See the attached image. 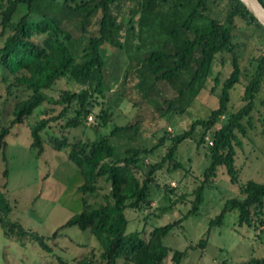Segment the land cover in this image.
I'll list each match as a JSON object with an SVG mask.
<instances>
[{
	"label": "rangeland",
	"instance_id": "374dc122",
	"mask_svg": "<svg viewBox=\"0 0 264 264\" xmlns=\"http://www.w3.org/2000/svg\"><path fill=\"white\" fill-rule=\"evenodd\" d=\"M63 2L39 0L40 10L31 18L41 20L45 12L58 18L73 34L70 47L80 59L90 37L98 34L101 12L93 17L83 32L82 16L70 13ZM147 2L121 0L113 7L119 27L114 42L102 48L105 101L102 106L96 107L83 126L64 133L72 142L98 140L101 134H110L116 125L128 126L126 131L111 138L117 157H123L128 149L151 148L168 133L184 131L194 118L205 117L217 107L222 85L232 71L229 54L213 60L194 82L192 79L199 64L198 57L174 81H156L145 60L155 50L173 51L186 39L193 38L196 29L208 31L210 22L201 19L195 22L191 31H185L180 25L190 12L189 3L167 0L148 10ZM212 8L215 16L221 19L231 9L225 0L218 1ZM26 13L27 8L21 7L16 20ZM235 23V42L239 46L242 77L240 84L232 91V111L244 105L245 87L256 70L257 60L264 54V31L240 18ZM221 58L225 59V65ZM87 87L65 76L47 94L57 97L62 90L79 93ZM30 93L23 90L8 95L5 85L0 88V132L3 128H10L6 137V161L0 156V186L5 197L0 205V264H60V260L66 264H76L87 254L100 255L102 249L95 238L78 227L66 228L57 237L52 236L66 221L83 210V193L78 191L83 178L69 159L68 149L57 151L52 144V137L62 135L60 126L41 133L44 143L41 155L31 147V128L47 111V104L40 106L24 123L11 126L17 98H25ZM257 102V109L252 114L253 128L248 129V136L242 139L243 147L237 148L240 184L250 180L264 183V91ZM102 109L110 114L111 120L106 126L100 125L98 133L93 126L98 125L95 115L101 113ZM197 137H200L199 133L180 146L178 158L184 165L183 169L159 173V185L152 187L150 209L143 212L125 211L129 220L128 232H142L148 238L154 228L173 223L190 210V202L175 204L164 214L159 208L169 206L172 198L177 200L180 196H185L187 201L193 200V190L199 185V178L210 163L212 133L207 135L201 147H198ZM163 154L164 148L161 147L155 155L146 158V162L157 161ZM5 170L8 177L3 175ZM102 183L105 189L99 195H90V203L104 202L103 196L109 192V186ZM165 183L176 188L171 199L164 190ZM238 197L239 185L232 184L226 169L220 168L215 182L206 188L205 202L200 212L185 218L182 226L175 227L165 237L164 243L170 249L167 264H174V251L184 253L181 264H255L248 262L251 259H264L263 227L258 226L257 220V228L241 226L239 211L232 210L226 213L221 225L211 226V222L221 214L225 202ZM1 218L5 223L20 224L28 235L18 237L7 234ZM31 234L44 237L51 251L44 250ZM201 240H207L206 246L192 247ZM117 264L127 263L119 259Z\"/></svg>",
	"mask_w": 264,
	"mask_h": 264
},
{
	"label": "trees",
	"instance_id": "16d2710c",
	"mask_svg": "<svg viewBox=\"0 0 264 264\" xmlns=\"http://www.w3.org/2000/svg\"><path fill=\"white\" fill-rule=\"evenodd\" d=\"M120 1L64 0L65 9L82 16L83 32L93 17L101 12L98 34L90 37L78 59L70 47L74 36L58 18L46 12L41 20L31 18L40 10L39 0H0V88L5 85L8 95L13 91L31 92L25 98H17L11 126L24 123L40 106L47 104V111L31 128V147L41 155L44 151L41 133L60 126L62 135L52 137V144L57 151L68 149L69 159L83 178V184L78 187V191L83 193V210L66 221L52 238L69 227H78L95 238L102 249L100 255L87 254L76 264H117L119 259L127 264H167L170 249L164 243L165 237L175 227L182 226L185 218L200 212L205 202L206 188L215 182L220 168L226 169L232 184L239 185L240 197L227 200L211 226L221 225L227 212L238 210L239 225L257 228V220L264 233V183L250 180L240 184V170L236 164L237 148L243 147L242 139L248 136V129L253 128L252 114L257 109L259 95L264 91V54L257 60L256 70L245 87L244 105L236 111L230 107L232 91L240 84L242 77L239 46L235 42V21L240 18L263 31L264 26L240 0H225L231 9L223 19L215 16L212 8L220 0H182L189 3L191 8L181 28L191 31L195 22L205 19L210 22V29H196L193 38L186 39L173 51L155 50L145 59L156 81H174L198 57L199 64L192 79L194 82L213 60L229 54L232 71L222 85L217 107L211 109L207 116L194 118L187 129L175 134L168 133L151 148L128 149L123 157H117L111 138L126 131L128 126L116 125L110 134H101L98 140L72 142L64 134L83 126L96 107L104 104L105 62L102 48L114 42L119 26L113 7ZM166 1L148 0L147 9ZM260 1L264 4V0ZM24 6L27 13L16 20L19 9ZM221 61L225 65V59L221 58ZM65 76L88 87L79 93L62 90L57 97L48 96L47 91L53 90ZM216 82H219L218 78ZM95 120L98 125L93 127L100 133V125L106 126L110 122V114L102 109L101 113L95 115ZM9 133L10 128H3L0 132V156L4 161ZM197 133L200 136L196 138L198 147L205 143L209 133H212V143L209 146L210 163L199 178V185L193 190V200L187 201L185 196H180L177 200L172 198L169 206L159 208L164 214L175 204L190 202V210L183 218L154 228L148 238L142 232H128L129 220L125 211L143 212L150 209L151 191L153 186L159 185V173L164 170L173 173L184 168L178 158L180 146ZM161 147L164 154L159 160L146 162V158L155 155ZM3 175L8 177V172L5 170ZM102 182L109 186V192L103 196L104 202L90 203V195H99L105 189ZM164 187L171 199L176 188L170 183H165ZM3 193L0 186V205L5 200ZM1 222L7 234L18 237L28 235L20 224L5 223L2 218ZM31 237L44 250L51 251L44 237L35 234H31ZM206 244L207 240H201L192 247H204ZM183 258V252H173L174 264H181ZM248 263L264 264V259H251ZM60 264L66 263L60 260Z\"/></svg>",
	"mask_w": 264,
	"mask_h": 264
},
{
	"label": "water",
	"instance_id": "95a60500",
	"mask_svg": "<svg viewBox=\"0 0 264 264\" xmlns=\"http://www.w3.org/2000/svg\"><path fill=\"white\" fill-rule=\"evenodd\" d=\"M253 14L258 22L264 26V4L260 0H240Z\"/></svg>",
	"mask_w": 264,
	"mask_h": 264
}]
</instances>
